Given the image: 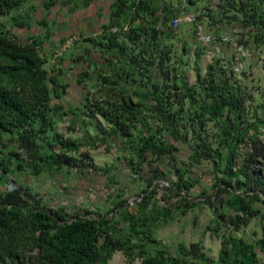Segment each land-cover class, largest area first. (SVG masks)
Wrapping results in <instances>:
<instances>
[{
  "label": "trees",
  "instance_id": "obj_1",
  "mask_svg": "<svg viewBox=\"0 0 264 264\" xmlns=\"http://www.w3.org/2000/svg\"><path fill=\"white\" fill-rule=\"evenodd\" d=\"M29 1L0 0V17L16 21ZM58 1L48 0L46 8ZM185 1L187 6L195 3ZM79 3L64 0L63 4L73 12ZM187 6L176 12L166 0H114L102 33L83 38L90 46L87 57L75 58L88 64L78 77L87 90L85 104L78 108L59 103L65 70L45 68L51 57L45 44L52 31L22 42L0 22V175L12 174L14 163L28 164L36 177L70 174L65 171L70 169L68 163L79 166L77 153L82 148H100L121 138L135 155L129 166L143 189L134 205L125 198V189H114L115 201L105 210L50 207L23 189L0 194V264H110L117 252L129 263L139 259L142 264H261L264 198L259 192L264 194V169L259 177L255 166L264 162V143L259 142L264 121L247 117L251 108L247 109L241 88L231 83L233 71L227 75L217 65H209L203 77L198 61L204 48L196 54L197 81L188 85L169 43L182 25L176 29L174 20L188 12ZM217 14L222 25L244 26L255 33L256 44L264 42V0H223ZM206 17L214 21L212 12ZM113 28L121 31L114 33ZM90 49L101 54V64L93 61ZM94 67L99 69L93 72ZM79 111L88 119L80 122ZM69 114L73 115L70 128L87 127L85 137L90 142L56 133L59 120ZM167 134L187 144L189 163L179 161V149ZM7 141L15 144L17 159L6 156ZM248 142H253L252 149L240 152ZM17 151L30 161L24 164ZM205 163L212 167V189L225 197L219 206H213L211 199L196 202L180 195L199 186L193 169ZM112 170L104 171L113 175ZM142 172L149 175L147 180ZM160 178L174 185L161 199L165 205L157 197L155 180ZM109 180L117 184L114 176ZM198 203L210 204L217 221L229 214L218 261L205 254L200 243L182 245L175 255L150 247L158 241L160 225L172 219L173 209L185 216ZM259 215L263 235L258 241L249 244L231 236L246 226L247 219Z\"/></svg>",
  "mask_w": 264,
  "mask_h": 264
},
{
  "label": "rangeland",
  "instance_id": "obj_2",
  "mask_svg": "<svg viewBox=\"0 0 264 264\" xmlns=\"http://www.w3.org/2000/svg\"><path fill=\"white\" fill-rule=\"evenodd\" d=\"M166 1L171 3L174 11L181 6L186 7L188 4H186L187 1L185 0H183L182 3L180 0ZM193 1L195 2L193 5L187 6L188 12L186 14L194 15L197 19L196 22L188 23L182 21L179 24L182 25L179 27L177 35H174V38L169 41L173 46L172 51L174 60L177 61V63L178 61L180 62V69L184 74L186 82L189 86L196 83V54L197 51L204 48L203 50H200L203 54L198 61L203 77L208 73L209 65H217V67L224 69L227 72V75L233 71L235 74L231 76V83L241 88L243 97L246 101V107L247 109L251 108L247 117L264 121V42L256 44L254 42L255 33L251 34V32L244 26L222 25V22L218 21L220 18L217 17V13L219 11V5L223 0ZM211 12L214 21L208 20L206 17V14ZM18 15H20L19 12ZM7 18L11 19V17H0V22L8 24ZM3 19L6 21H3ZM42 35L45 36L46 33H43ZM73 36H76L78 39H83L79 35H71L68 38ZM82 41L83 40H78L75 45L67 51V53H64L61 57L63 58L60 61L61 64L59 62L60 58L57 60L56 65L50 62L45 64V68L48 70H50L53 65H55L56 69L57 67H64L66 70V74H62V79L67 82L62 84L63 86L68 85L65 87L67 88L68 93L63 99L59 100V103H64L68 107H76L79 105L81 107L86 101V90L78 84L79 73L83 71L81 69L87 68L86 64L75 63L71 70L68 68L66 69L64 66V61H66V59L70 56L72 58L75 54L78 55L80 50L79 46L82 45L80 43H84ZM59 48L60 47H54L53 52H50L52 58L55 50ZM99 58L100 57L97 55H94L93 61H100ZM48 60L50 61V59ZM97 69L99 68L94 67L91 70L95 72ZM92 91L96 93L95 89ZM78 114H82L78 118L80 122L84 119H88L83 112H78ZM69 117L73 118V115L69 114ZM99 121L103 127L107 128L101 120ZM70 126L71 122L68 117L61 118L59 124H57L56 133H63L67 137L74 139L80 138L84 141L90 142V140L85 137L87 127H75L71 129ZM155 127L158 128L159 126L156 125ZM90 132L92 131L90 130ZM92 133H90V135L94 137L96 134L94 131ZM165 136L168 141H174L172 140L174 138L168 134ZM127 142L121 138L114 139L109 143L106 142V144L100 148H94V146L89 144L90 146L82 148L81 153H77V157L81 161L79 166L67 162L70 169L65 171H70V174L61 175L59 173L53 174L49 172L36 177L28 167V164L27 166L22 167L19 164L14 163L12 174L5 177L0 175V194L23 189L24 191L32 192L34 195L38 196V199L44 201L47 206L54 208L64 206L71 211L76 208L78 210L84 208L107 209L109 208L108 203L110 195L108 187L113 188V186L109 177L104 178L102 172L105 173L104 170L106 168L112 167L114 175L116 177L118 176V179L121 182V184H119L121 186L127 184L125 186L127 187L129 194H126V198L129 199L132 205H134L136 202L135 199L143 192V189L139 186V182L141 181L136 182L132 178L133 171L126 159L130 154L129 151L124 148ZM259 142L262 144L264 143L263 129L259 134ZM7 143L9 145L7 146L5 153L6 156L9 154L16 158V154L13 153L16 149L15 144L10 143L9 141H7ZM175 145H178L177 147L179 148V143ZM253 145V142H248L244 147H241L240 152H247V150L252 149ZM17 153L21 154V159H23L24 164L30 161V158L24 152L17 151ZM86 153L89 154V158L85 157ZM189 155V147L182 148L181 151L177 152V157L182 164L189 163ZM262 161H264V158ZM63 163H66V161H63ZM239 165H241L240 161H238V166ZM77 169H84V172H78ZM262 169H264V162L262 165L257 164V166H255V173L257 176L261 177L263 175ZM127 173H129L130 179H126V181L124 176H126ZM193 173L199 178V186L192 192L193 197L209 198L216 194V191L212 189L213 172L210 165L205 163L194 168ZM141 175L145 180L149 178V175L144 172H142ZM171 179H174L173 175L171 176ZM163 185L167 186L168 183L163 181ZM135 186H137V189L139 190L136 191ZM169 186L171 187L170 184ZM116 188H118V186ZM131 190H134L135 192L131 193L133 192ZM204 191L206 192L205 196H203ZM224 199V196H217V200L212 199V201L215 202L213 206H219L220 201L223 203L225 201ZM30 203L34 205V200ZM164 204L166 203L161 202V205ZM172 211L170 224L168 226H163L161 230L159 229L157 231L160 241L166 240L165 242L167 244H170L171 242V250L174 254H176V248H174L176 246L175 244L180 241L187 243L188 245L191 243H200L202 251L211 259L218 261L221 255L223 236L225 237V234L228 233L227 221L229 214L224 213L223 218L217 221L215 213L213 212V207L206 203L196 204L195 208L185 216H181L176 209H173ZM262 221L263 219L261 215L249 218L247 219L246 226L242 227L240 231L234 232V235L231 236L249 244L256 242L263 235L261 231ZM176 230L177 235L175 233ZM260 263L264 264V258H261ZM111 264L130 263H128L123 254L117 253L115 260H113ZM132 264L142 263L141 260L137 259L136 262Z\"/></svg>",
  "mask_w": 264,
  "mask_h": 264
},
{
  "label": "crops",
  "instance_id": "obj_3",
  "mask_svg": "<svg viewBox=\"0 0 264 264\" xmlns=\"http://www.w3.org/2000/svg\"><path fill=\"white\" fill-rule=\"evenodd\" d=\"M79 1H80L79 7L72 12L69 10L68 7H66L63 4L64 0H59L50 10L46 8V3L48 2V0H30L29 3L26 4L25 7H23L21 9V11H19V13H20L19 18L16 21H13V20L7 18L8 24L5 23V25L7 26V29H9L11 31V33L14 37H16V38H18L24 42L33 36H40L43 33H47V31L48 32L52 31L53 34H52L50 41L46 42V44H45L46 45L45 51H46V53H48V51H49V55L51 56L50 52L51 51L53 52L54 47L58 48L61 45V43L63 41H65L69 36L79 35L81 38L97 37L102 33L103 26L108 22V17L111 13L112 4H113L114 0H79ZM44 20L49 21L48 26L43 22ZM3 21H6V20L3 19ZM80 44H82V45L79 46L80 50H79L78 55L75 54V55H73L72 58L70 56L68 59H66V61H64V64H65L64 66L66 67V69L68 68L69 70H71L74 67L75 63L83 64L82 63L83 60L81 61V58L77 62H75V59H73V58H76L78 56L81 57L82 55L87 57V55L89 54V52H87V49L90 47L89 44L88 43H80ZM91 51H92V49H90V52ZM94 55L101 57V54L98 51L97 52L92 51V56L94 57ZM99 59H100V61H96V62L98 64H101V62H102L101 58H99ZM84 64H86V66L88 68V64L87 63H84ZM61 68L64 69V67H61ZM87 68H84V69H87ZM84 69H81V70H84ZM65 74H66V70H65ZM61 80H62L63 84L65 82H67V81H64L62 79V76H61ZM67 86L65 85L62 88L61 99H63L66 96V94L68 93L67 88H65ZM81 87L84 88L83 86H81ZM84 89L86 90V88H84ZM86 92H87V90H86ZM86 92H85V97H86ZM60 104H63L64 106H66V104H64V103H60ZM66 107H68V106H66ZM70 107L78 108V107H80V105L76 106V107H74V106H70ZM79 112H82V111H79ZM79 115H82V114H79ZM67 117L69 119H71L69 116H67ZM171 142L172 143L174 142L175 144L179 143V148L177 147L178 145H175L173 143L176 146V148L179 149V151H181L182 148L188 147L187 144H185L182 141H180V142L179 141H177V142L171 141ZM124 148L129 151V149L127 148L126 145ZM129 154H130L129 157H126V159L128 160V164L130 163L131 158H133V157L135 158V155H133L130 152H129ZM112 173H113V175H111L110 173L106 174V173L102 172V174L104 175V178H108V177L110 178L111 176H114L116 181L118 180L117 184L115 186L112 184L113 188L108 187L110 190L109 203H108L109 208L112 206L113 202L115 201V196L117 193V192H115L116 189H118V188L125 189L127 195L129 194V191H128L127 187L125 186L127 184H125L124 186H121L120 185L121 182L118 179V176L116 177L114 175V171H112ZM129 176H130L129 173H127V175L124 176L125 180L130 179ZM117 186H118V188H116ZM135 188H136V191L139 190V189H137L138 188L137 186H135ZM131 191H133L131 193L135 192L134 190H131ZM257 207H259V206H257ZM109 208H107V209H109ZM94 209H102V208H94ZM105 209L106 208H104L102 210H105ZM212 222H213V219H212ZM169 224H170V222L161 224L160 227L158 228V230L159 229L161 230V228H163V226H168ZM261 231L263 234L262 229H261ZM157 233H156V237H158L157 238L158 241L154 244H151L150 247L151 248H158V249H165V250L172 252V250H171V244L172 243L170 241H168V242H170V244H167L165 242L166 240L160 241L159 235ZM175 233L177 235V230L175 231ZM175 245L176 246L174 248H176L175 252L177 254L182 245H188V244L180 241L179 243H176ZM117 253H121V252H117ZM117 253L113 256L112 260L110 261V264L113 260H115V256L117 255ZM121 254H123V253H121ZM261 257L263 258V256H261ZM130 264H132V263H130Z\"/></svg>",
  "mask_w": 264,
  "mask_h": 264
},
{
  "label": "built area",
  "instance_id": "obj_4",
  "mask_svg": "<svg viewBox=\"0 0 264 264\" xmlns=\"http://www.w3.org/2000/svg\"><path fill=\"white\" fill-rule=\"evenodd\" d=\"M182 21H186V22H194L195 21V18L194 16L190 15V14H182L181 17L177 18L174 20V27L177 29L179 24L182 22ZM128 28H124V30H127ZM121 29L119 28H113L112 29V32L114 33H117V32H120ZM78 41V38L76 36H73V37H70L69 39L66 40V42L61 46L60 49H58L54 56H53V59H52V64H57V60L59 58H61L64 53H66L72 46L75 45V43ZM257 166V165H256ZM163 181L167 182L168 185L165 186L163 185ZM169 184L171 185V187L169 186ZM155 185H159L158 188H157V191H158V194H157V197L161 200L165 195H168L169 193V190L173 189L174 188V185L171 183V181L165 179V178H160V179H156L155 180ZM170 187V188H169ZM222 188L224 186H221ZM236 193H242L241 191H237ZM260 196L262 198H264V194L259 192ZM182 197H185L189 200H194V201H197V202H203V201H206L208 199H216L217 200V195L214 194L212 197H198V198H195L193 197L192 193L190 194H187L185 192H181L180 194ZM135 200H140L138 197L135 199ZM161 202H164L161 200ZM132 204V203H131ZM165 205V204H164Z\"/></svg>",
  "mask_w": 264,
  "mask_h": 264
},
{
  "label": "clouds",
  "instance_id": "obj_5",
  "mask_svg": "<svg viewBox=\"0 0 264 264\" xmlns=\"http://www.w3.org/2000/svg\"><path fill=\"white\" fill-rule=\"evenodd\" d=\"M186 13H187V12H186ZM182 14H185V13H182ZM182 14H181L179 17H181ZM190 15H192V14H190ZM192 16H194V15H192ZM179 17H178V18H179ZM194 18H195V21H194V22H188V23H195L197 19H196L195 16H194ZM17 39H18V38H17ZM68 39H69V38H68ZM18 40H19V41H22V40H20V39H18ZM66 40H67V39H66ZM66 40L63 41V42L61 43V45L59 46L60 48H61V46L66 42ZM78 40H83V39H80V38H79ZM22 42H24V41H22ZM25 42H27V41H25ZM60 48H59V49H60ZM57 50H58V49H57ZM57 50H55V52H56ZM55 52H54V54H55ZM66 53H67V52H66ZM54 54H53V56H54ZM51 58H52V57L49 58V59H50V61H49L50 63H52V62H51V61H52ZM52 59H53V58H52ZM53 66H55V65H53ZM55 68H56V67H55ZM57 68H58V67H57Z\"/></svg>",
  "mask_w": 264,
  "mask_h": 264
}]
</instances>
